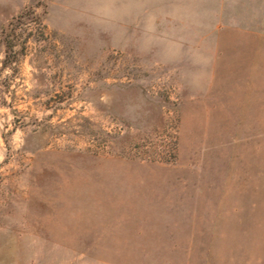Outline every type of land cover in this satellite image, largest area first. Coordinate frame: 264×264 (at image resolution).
<instances>
[{
    "label": "rangeland",
    "instance_id": "obj_1",
    "mask_svg": "<svg viewBox=\"0 0 264 264\" xmlns=\"http://www.w3.org/2000/svg\"><path fill=\"white\" fill-rule=\"evenodd\" d=\"M0 264H264V0H0Z\"/></svg>",
    "mask_w": 264,
    "mask_h": 264
}]
</instances>
